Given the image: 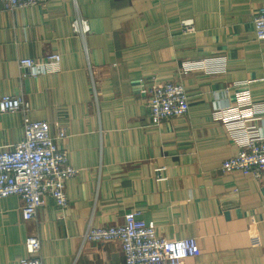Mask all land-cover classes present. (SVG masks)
<instances>
[{
    "label": "crops",
    "instance_id": "0c3cea01",
    "mask_svg": "<svg viewBox=\"0 0 264 264\" xmlns=\"http://www.w3.org/2000/svg\"><path fill=\"white\" fill-rule=\"evenodd\" d=\"M262 6L48 0L6 10L0 0V98H23L54 136L65 128L59 147L78 170L64 210L48 196L25 220L18 196L1 200L0 264L28 256L29 235L40 237L44 264H126L119 241L82 244V236L128 212L163 238H196L201 254L185 264H264V179L221 168L252 128L264 137V41L254 28ZM78 16L89 23L85 36L72 30ZM188 19L194 32L183 29ZM49 53L61 55L57 71L25 75L21 58ZM168 81L182 82L190 110L155 124L149 88ZM23 113L0 112V145L22 140Z\"/></svg>",
    "mask_w": 264,
    "mask_h": 264
},
{
    "label": "built area",
    "instance_id": "2783aa9c",
    "mask_svg": "<svg viewBox=\"0 0 264 264\" xmlns=\"http://www.w3.org/2000/svg\"><path fill=\"white\" fill-rule=\"evenodd\" d=\"M2 1L6 10H14L48 0ZM183 26L185 32L195 30L193 19L184 20ZM254 28L257 39L264 41V6L254 17ZM72 30L85 36L90 26L86 19L78 16L72 23ZM60 62L61 55L58 53H49L37 59H20L25 75L32 77L57 71ZM183 71L187 73L189 69ZM88 72L96 97L97 85L90 64ZM147 106L152 122L159 124L166 119L188 114L190 97L182 82L153 83L149 88ZM17 111L24 112V136L17 144L0 145V202L7 197L18 196L23 202V218L32 220L48 196L59 208H68L66 183L78 170L70 163L68 150L59 147V142L68 137L65 128H60L57 136H54L48 121L34 120L27 114L23 98L13 95L0 98V112ZM236 115L239 116V113ZM221 168L225 172H241L259 180L264 179V137L252 128L246 139L239 143L236 154L225 159ZM113 240L120 242L126 264H185L187 257L201 254L196 238H163L153 223L139 218L138 212L126 213L124 222L119 225L91 226L82 236V244ZM25 247L28 256L21 258L19 264H44L39 236L29 235Z\"/></svg>",
    "mask_w": 264,
    "mask_h": 264
}]
</instances>
